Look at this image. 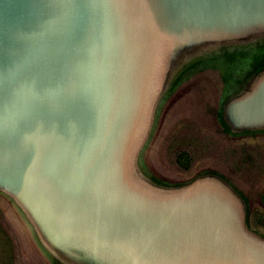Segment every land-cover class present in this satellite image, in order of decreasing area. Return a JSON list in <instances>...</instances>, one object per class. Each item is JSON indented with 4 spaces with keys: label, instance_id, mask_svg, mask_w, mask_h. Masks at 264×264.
Wrapping results in <instances>:
<instances>
[{
    "label": "water",
    "instance_id": "1",
    "mask_svg": "<svg viewBox=\"0 0 264 264\" xmlns=\"http://www.w3.org/2000/svg\"><path fill=\"white\" fill-rule=\"evenodd\" d=\"M173 16L264 17V0H0V176L34 189L67 221L129 239L156 230L150 209L165 220L164 231L171 220L195 218V198L199 218L177 224L184 246L212 252L222 264H264V244L243 232L221 191L200 187L152 209L122 176L147 45ZM235 115L264 118V80ZM184 231L196 241L181 237Z\"/></svg>",
    "mask_w": 264,
    "mask_h": 264
},
{
    "label": "rangeland",
    "instance_id": "2",
    "mask_svg": "<svg viewBox=\"0 0 264 264\" xmlns=\"http://www.w3.org/2000/svg\"><path fill=\"white\" fill-rule=\"evenodd\" d=\"M159 27L147 45L148 71L121 157L122 176L152 209L200 187L217 189L234 205L243 232L264 244V118L235 115L264 80V17L173 16ZM198 205L194 198L195 218L177 224L195 222ZM150 212L159 231L129 239L105 226L67 221L34 189L0 176V264H198L144 251L187 249L176 222L164 231L159 225L165 220ZM194 233L200 238L201 228ZM186 235L193 239L192 231ZM189 250L222 264L212 252Z\"/></svg>",
    "mask_w": 264,
    "mask_h": 264
},
{
    "label": "bare ground",
    "instance_id": "3",
    "mask_svg": "<svg viewBox=\"0 0 264 264\" xmlns=\"http://www.w3.org/2000/svg\"><path fill=\"white\" fill-rule=\"evenodd\" d=\"M133 241V240H132ZM136 242V241H134ZM138 244V242H137ZM185 246H188V244H185ZM188 249V250H187ZM183 249V248H158V249H147L144 248V251H147L149 253H155L157 255L156 258L159 260H165V261H175V260H184V261H195L198 264H211L208 257L205 256H197L195 252L189 250V248ZM151 250V252H150Z\"/></svg>",
    "mask_w": 264,
    "mask_h": 264
}]
</instances>
